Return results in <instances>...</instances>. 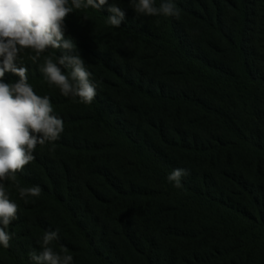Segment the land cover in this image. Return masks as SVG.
I'll return each instance as SVG.
<instances>
[{
  "label": "trees",
  "instance_id": "obj_1",
  "mask_svg": "<svg viewBox=\"0 0 264 264\" xmlns=\"http://www.w3.org/2000/svg\"><path fill=\"white\" fill-rule=\"evenodd\" d=\"M113 2L119 28L107 23ZM172 2L177 17H138L129 0L67 16L91 104L40 71L64 50L35 64L20 54L64 130L4 182L18 212L0 264H33L57 229L49 246L72 264H264V0ZM177 168L189 172L180 187L167 179ZM17 183L41 193L22 199Z\"/></svg>",
  "mask_w": 264,
  "mask_h": 264
},
{
  "label": "clouds",
  "instance_id": "obj_2",
  "mask_svg": "<svg viewBox=\"0 0 264 264\" xmlns=\"http://www.w3.org/2000/svg\"><path fill=\"white\" fill-rule=\"evenodd\" d=\"M108 0H0V245L10 246L12 235L6 231L17 219L18 205L10 200L5 181H16V173L22 171L34 159L37 144L55 141L64 130L63 120L53 114L48 96L37 95L28 83V68L17 65L20 54L31 50L30 60L35 64L42 53L49 49L64 50L55 61L46 56L40 71L49 86H56L65 97L79 98L91 104L96 96L92 73L85 67L73 40L65 38V20L74 10L102 9ZM138 17L172 16L179 11L172 0H162L156 7L154 0H129ZM107 23L119 28L126 13L116 2L107 8ZM84 20H88L85 15ZM61 66L69 71H62ZM5 73L19 77L15 83H6ZM189 175L183 168L174 169L167 177L174 186H181V179ZM20 197H36L39 186L28 188L16 184ZM59 230L46 231L40 241L41 250L29 254L33 264H72L73 257L60 254L49 245L57 240ZM66 253V250H65Z\"/></svg>",
  "mask_w": 264,
  "mask_h": 264
}]
</instances>
